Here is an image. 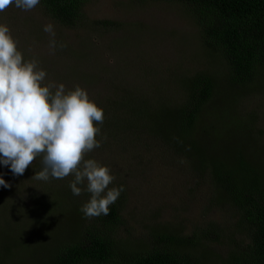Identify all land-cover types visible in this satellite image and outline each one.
Instances as JSON below:
<instances>
[{
    "label": "rangeland",
    "instance_id": "374dc122",
    "mask_svg": "<svg viewBox=\"0 0 264 264\" xmlns=\"http://www.w3.org/2000/svg\"><path fill=\"white\" fill-rule=\"evenodd\" d=\"M82 1V16L70 27L57 23L41 3L31 11L12 6L0 13V23L10 27L25 59L38 60L46 70L45 82L64 83L66 89L79 85L104 110L101 135L106 138L87 158L110 168L115 176L110 188L124 186L117 218L106 230L114 256L126 260L172 244L202 264H227L229 253L248 239L237 203L211 196L215 185L179 130L190 99L183 81L197 73L214 77L213 97L189 132L192 143L202 145L210 137L217 146L230 147L242 141L245 153L264 160V94L258 81L245 90H230L224 65L207 51L184 0ZM48 23L65 48L49 49L50 36L43 30ZM162 105L175 109L173 116L149 111ZM234 111L253 118L249 135L235 126ZM149 120L167 129L164 137L146 127ZM39 166L37 158L23 175L14 176L0 164V176L10 184L0 186V264H50L53 245L83 240L85 230L107 216L86 218L80 209L89 194L73 195L72 176L47 182L32 178ZM57 188L60 196L48 201V192ZM40 198L54 206L28 219L26 209ZM7 244L11 248L5 256Z\"/></svg>",
    "mask_w": 264,
    "mask_h": 264
},
{
    "label": "trees",
    "instance_id": "16d2710c",
    "mask_svg": "<svg viewBox=\"0 0 264 264\" xmlns=\"http://www.w3.org/2000/svg\"><path fill=\"white\" fill-rule=\"evenodd\" d=\"M184 1L193 10L207 51L224 65L230 81V90H245L247 85L257 80L264 94V0ZM82 2L40 0L50 16L60 25L67 27L74 25L81 18ZM183 83L189 91L190 99L188 106L181 113L183 126H180L179 130L184 135L183 139L193 147L196 161L205 165L203 173L210 175V184L215 185L211 196L224 195L232 203H237L240 223L244 225L248 239L237 252L229 253L227 264H264V160L253 157L251 152L245 153L242 141H235L230 147L223 144L217 146L218 140L210 137L201 140L202 145H199L197 140L192 143L189 132L192 131L196 115L201 116L202 105H206L213 97L214 77L212 73H197L185 79ZM160 108L149 111L168 116H173L175 111L165 109L164 105ZM231 117L239 131H244L245 135H249L247 130L252 132L253 118L250 114L234 111ZM119 123L120 120L117 121L116 127ZM146 127L163 137L167 133V129L154 120H149ZM206 129L207 133H210V128ZM178 143L181 141L178 140ZM41 168L42 166H39L37 169ZM48 193H51L48 201L55 200L53 195L61 194L58 188ZM41 194L45 198V194ZM123 194L124 191L116 202L109 206V213L101 219L104 223L85 230L83 240H61L53 245L50 264H202V259L191 257L172 244L144 251L126 260L117 259L106 230L109 229L108 223L117 218L116 211L119 212L121 208ZM40 199L42 202L38 200L34 206L26 209L28 219H36L37 211H50L48 209L54 206V202ZM10 248L7 244L2 253L7 256ZM207 254L208 252L205 255Z\"/></svg>",
    "mask_w": 264,
    "mask_h": 264
},
{
    "label": "clouds",
    "instance_id": "9594fccd",
    "mask_svg": "<svg viewBox=\"0 0 264 264\" xmlns=\"http://www.w3.org/2000/svg\"><path fill=\"white\" fill-rule=\"evenodd\" d=\"M39 3L0 0V13L12 6L31 11ZM43 30L50 36L52 52L66 47L56 41L52 23ZM18 44L10 27L0 23V164L21 176L40 158L42 168L32 178L47 182L72 176L69 187L73 195L89 194L80 209L83 215H107L124 186L110 188L115 180L110 168L87 158L106 138L101 135L103 108L79 85L66 89L64 83L45 82L46 70L38 60L25 59ZM0 186L10 184L0 176Z\"/></svg>",
    "mask_w": 264,
    "mask_h": 264
}]
</instances>
